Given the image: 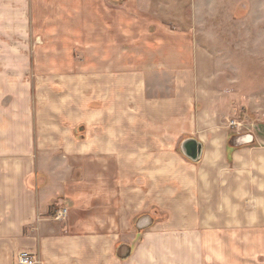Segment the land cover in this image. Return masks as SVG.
Masks as SVG:
<instances>
[{
    "label": "crops",
    "instance_id": "0c3cea01",
    "mask_svg": "<svg viewBox=\"0 0 264 264\" xmlns=\"http://www.w3.org/2000/svg\"><path fill=\"white\" fill-rule=\"evenodd\" d=\"M190 2L0 0V264H264V155L189 117Z\"/></svg>",
    "mask_w": 264,
    "mask_h": 264
},
{
    "label": "rangeland",
    "instance_id": "374dc122",
    "mask_svg": "<svg viewBox=\"0 0 264 264\" xmlns=\"http://www.w3.org/2000/svg\"><path fill=\"white\" fill-rule=\"evenodd\" d=\"M179 23L177 28H190L195 38L189 117L206 115L203 127L216 123L229 138L253 135L252 143L243 145H250L257 156L264 155V0H191L188 10L179 11ZM38 93L45 99L54 98L52 89ZM161 93L151 92L155 102ZM31 96L36 101L37 91H31ZM181 102L186 103L174 100L175 114L186 109ZM129 104L132 108L133 100ZM100 105L95 100V108ZM190 125L191 132L196 131V124L195 128ZM82 127L77 128L80 141L85 134ZM181 139L175 138V154L191 161L180 150Z\"/></svg>",
    "mask_w": 264,
    "mask_h": 264
},
{
    "label": "water",
    "instance_id": "95a60500",
    "mask_svg": "<svg viewBox=\"0 0 264 264\" xmlns=\"http://www.w3.org/2000/svg\"><path fill=\"white\" fill-rule=\"evenodd\" d=\"M231 140L235 143L234 145L248 144L252 143L253 136L251 134H247L244 137L234 136ZM236 140L239 142H236ZM180 150L182 154L192 162H197L202 157L203 147L196 139L186 138L181 142ZM145 226L146 225H142L139 229L144 228Z\"/></svg>",
    "mask_w": 264,
    "mask_h": 264
},
{
    "label": "built area",
    "instance_id": "2783aa9c",
    "mask_svg": "<svg viewBox=\"0 0 264 264\" xmlns=\"http://www.w3.org/2000/svg\"><path fill=\"white\" fill-rule=\"evenodd\" d=\"M67 215L66 208H58L55 213V218L63 219ZM37 258L30 253H21L16 258V264H36Z\"/></svg>",
    "mask_w": 264,
    "mask_h": 264
}]
</instances>
